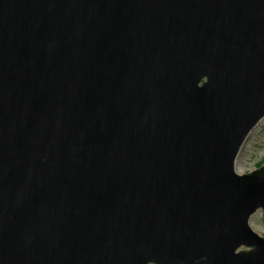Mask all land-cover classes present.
Returning a JSON list of instances; mask_svg holds the SVG:
<instances>
[{"label": "water", "instance_id": "obj_1", "mask_svg": "<svg viewBox=\"0 0 264 264\" xmlns=\"http://www.w3.org/2000/svg\"><path fill=\"white\" fill-rule=\"evenodd\" d=\"M264 0H0V264H264Z\"/></svg>", "mask_w": 264, "mask_h": 264}, {"label": "rangeland", "instance_id": "obj_2", "mask_svg": "<svg viewBox=\"0 0 264 264\" xmlns=\"http://www.w3.org/2000/svg\"><path fill=\"white\" fill-rule=\"evenodd\" d=\"M264 165V118L248 135L236 158L235 170L239 174L252 172ZM249 226L258 235L264 237V219L262 210H258L249 220Z\"/></svg>", "mask_w": 264, "mask_h": 264}]
</instances>
